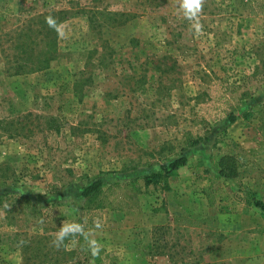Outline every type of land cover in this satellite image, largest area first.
I'll use <instances>...</instances> for the list:
<instances>
[{
	"label": "rangeland",
	"instance_id": "1",
	"mask_svg": "<svg viewBox=\"0 0 264 264\" xmlns=\"http://www.w3.org/2000/svg\"><path fill=\"white\" fill-rule=\"evenodd\" d=\"M182 5L0 0V264H264V0Z\"/></svg>",
	"mask_w": 264,
	"mask_h": 264
},
{
	"label": "trees",
	"instance_id": "2",
	"mask_svg": "<svg viewBox=\"0 0 264 264\" xmlns=\"http://www.w3.org/2000/svg\"><path fill=\"white\" fill-rule=\"evenodd\" d=\"M54 15H55L54 13L49 15L51 16L50 18L52 20H54L56 17ZM126 18H127L126 21L131 20L129 19L130 18L129 14H126ZM19 58L24 59L25 56L21 55L19 56ZM24 68H25L24 65H22L21 63L16 67H11V69H14V74H20L21 72H23ZM37 68L42 69L44 67L40 66ZM237 118L238 117L235 116L234 113L228 115V120L230 124H234L237 121ZM13 124L14 122L12 121L8 123L7 126L9 125L11 126ZM14 131L11 128L8 130V132H14ZM203 140H204L203 137H193L192 135H189L186 139V143L184 147L182 148V153H180L176 157L167 158L166 161L168 163L161 165V172L157 173L156 175H153L152 178L155 181H157L167 175L169 176L170 174L179 170L180 168L187 166L189 163V159L188 156L184 154V151H186L188 148L199 146L203 142ZM245 155H246V151L240 145H230L227 153L216 159L218 174L226 180L229 179L237 180L239 178V170L237 163ZM147 178L150 179L149 177ZM104 187H105L104 181L101 179H97L91 181L90 183L85 185V187L82 188L81 196L82 199L85 200V204L88 208L98 204L101 201L102 196L104 195ZM250 202L251 204L255 205L257 208H259L264 212L263 201L258 200L253 196ZM15 208L17 212L22 213L24 215H28L29 213L39 214L41 212L40 208L37 205H35V203L31 199L25 196L15 198Z\"/></svg>",
	"mask_w": 264,
	"mask_h": 264
},
{
	"label": "clouds",
	"instance_id": "3",
	"mask_svg": "<svg viewBox=\"0 0 264 264\" xmlns=\"http://www.w3.org/2000/svg\"><path fill=\"white\" fill-rule=\"evenodd\" d=\"M202 3L203 0H183L182 6L187 10L186 15L195 16V14L200 11ZM72 230L73 229L68 227L62 228L61 231L56 234L57 240L54 241V243L62 241L64 237Z\"/></svg>",
	"mask_w": 264,
	"mask_h": 264
}]
</instances>
